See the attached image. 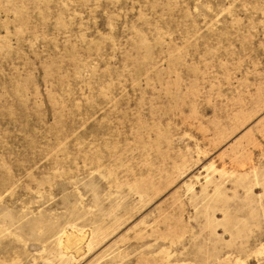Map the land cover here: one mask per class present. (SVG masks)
<instances>
[{"label": "rangeland", "instance_id": "374dc122", "mask_svg": "<svg viewBox=\"0 0 264 264\" xmlns=\"http://www.w3.org/2000/svg\"><path fill=\"white\" fill-rule=\"evenodd\" d=\"M0 264H264V0H0Z\"/></svg>", "mask_w": 264, "mask_h": 264}]
</instances>
